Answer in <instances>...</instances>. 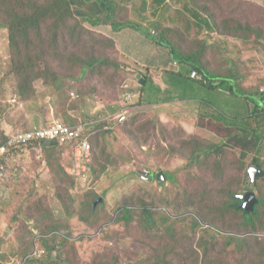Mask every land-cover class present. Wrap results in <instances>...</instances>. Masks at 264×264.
I'll return each mask as SVG.
<instances>
[{
	"label": "rangeland",
	"instance_id": "374dc122",
	"mask_svg": "<svg viewBox=\"0 0 264 264\" xmlns=\"http://www.w3.org/2000/svg\"><path fill=\"white\" fill-rule=\"evenodd\" d=\"M37 1L43 4L50 0ZM115 2L119 22H137L154 36L159 31L167 30L166 37L174 44L189 52L200 53L202 67L210 75L235 76L236 85L247 92H264V0H203L206 5L190 0ZM85 17L93 18L88 14ZM111 28L110 25L93 27L80 19L67 20L62 25H56L54 21L44 22L41 39L50 45L57 38L66 60L55 63V69H62L61 66L69 68V74L76 76L78 83L64 90L67 104H61L62 99H58L56 91L45 88L39 81L35 84V95L20 105V102H11L17 98L16 82L13 73L7 77L10 46L5 29L0 30V129L7 136L45 126L51 120L75 126L88 125L90 128L101 126L122 111L129 97L133 102L125 123L107 124L108 133L97 137V130L93 129L95 134L90 136V140L95 136L94 143L99 144L101 150L95 151L96 168L93 174L88 172L86 178L76 179L79 185L55 181L40 149L39 152H20L9 161L7 176L0 180L1 264H28L26 261L20 262L21 246L25 242L34 250L31 260H47L49 255L42 247L40 229L30 219L27 210L30 203L42 201L53 208L59 220L64 219V210L57 196L59 188L65 191L66 201L72 197L77 203L83 200L85 192L95 190L101 199L105 198V211L111 221L104 222L99 228H91L81 224L78 218H73L71 227L74 236L68 237L66 245L71 263L66 254L62 253L61 258L54 253L50 259L58 264H65L64 260L67 264H137L140 259H147V248L139 236L144 234L139 228L138 232L122 238L119 234H123L126 225L121 221L115 223L120 205L133 194L132 198H142L143 201L151 198L156 201L157 197L172 219L191 212L188 207L192 202L186 197L190 191L198 194L205 192L209 196L206 204L217 207L230 192L239 195L246 189L257 198L264 199V180L247 185L242 183L247 166L255 155L249 147H243L237 141L229 143L226 136L234 132L235 137L236 130L216 119L217 114L228 118L250 116L253 104L223 87L215 90L217 92L203 90L188 79L178 77L179 73L190 67L188 64H184V67L171 64L169 51L165 48H159L163 52L164 65H147L148 70L123 62V71L117 74L111 71L90 73L87 65L79 69L78 63L91 61L102 47L103 51L111 47V41L103 37L114 33ZM132 45L138 44L131 41ZM141 47L143 53L148 49L145 45ZM139 52L132 53L137 61L143 62L142 59L138 60ZM195 73V79L201 80L199 73ZM145 78L149 82L144 90L140 80L145 81ZM119 81L123 83L119 84ZM114 85L121 88L120 91ZM72 94L76 97L73 98ZM178 95L180 98H177ZM67 96L71 99L67 100ZM254 124L260 126L264 121L257 118ZM242 133L246 134V131ZM209 147L214 148L204 154L207 151L203 150ZM104 148L105 152L102 150ZM101 152L104 154L101 155ZM71 156V152L63 155L65 165ZM258 157L264 166V143ZM107 161H111V165L105 168L104 174L96 175L100 169H104ZM218 162L224 167L223 177L216 176ZM160 172L163 176L168 173L173 180H143L150 173L158 175ZM173 196L178 198L176 202L169 205L162 203ZM158 210V222L163 226V218L166 217L164 214L160 217L162 208ZM231 216L211 225L204 223L198 251L202 253L204 247L214 239L219 243L227 240L219 238V234H237L233 232L237 228V221ZM256 227L259 228L256 236L264 238V202ZM116 235L121 238L112 239ZM187 242L188 246H194L197 241L190 239ZM212 249L214 253L221 252L217 243ZM248 258L245 264L255 261L252 255ZM190 264H198L196 257Z\"/></svg>",
	"mask_w": 264,
	"mask_h": 264
},
{
	"label": "trees",
	"instance_id": "16d2710c",
	"mask_svg": "<svg viewBox=\"0 0 264 264\" xmlns=\"http://www.w3.org/2000/svg\"><path fill=\"white\" fill-rule=\"evenodd\" d=\"M155 1L158 2V0ZM190 1L197 3L198 0ZM202 1L199 0L197 4L206 5V2ZM117 6L115 0H50L43 4L37 0H0V30L5 29L7 42L10 46V60L8 64L10 69L9 71L7 69V77L13 73L18 98L11 100L12 104L15 103L14 100L18 103L20 102L18 104L20 105L22 102L31 99L36 93L35 84L39 81L42 82L45 88L56 91L58 99H62L61 104H67L64 99V90L70 85L76 86L78 83L76 76L69 74V68L61 66L62 69L56 68V71L54 64L57 62L64 63L66 60L62 55L57 38L50 45H47L41 39L42 24L44 22L54 21L56 25H62L64 21L80 19L82 22H87L93 27L110 25L114 32L131 29L151 41L157 47L168 50L171 64L176 63L183 67L184 64L189 65L190 68L187 67V71L177 73L178 77L182 76L188 79L194 85L202 87L200 89L203 90L215 91L223 87L224 89H228L232 94L237 95L238 98L244 97L247 102L253 104L254 108L250 116L228 118L222 114H217L216 119L224 122L231 129L236 130L235 137L233 136L234 132L226 136L225 139L229 143L233 142V140L237 141L241 146L249 147L248 149L255 155L253 161L247 166L242 183L247 185L248 183L252 184L256 181L264 180V177H262L263 179L258 178L255 182H252L249 174L250 168H256L264 172V166H262L260 158L258 157L261 152V145L264 143V124L260 126L254 124L257 118L258 120L264 121V92H247L241 86L236 85L235 76L210 75L202 67L199 59L200 53L194 51L189 52L187 49L184 50L174 44L167 39V30L159 31L158 35L154 36L151 31L137 22H119L117 19ZM86 14L93 18L85 17ZM211 22L214 23L213 20ZM103 37L107 39L106 36ZM108 40L111 41V47L105 51H103L102 47L98 53H95L91 61L78 63L80 66L79 69L87 65L90 67V73L98 72L100 74L102 71H111L113 74H117L123 71L121 65L123 56L115 47L114 41L111 39ZM146 68L148 70V66ZM79 69L78 73L80 74ZM195 71L199 73L201 80L191 77V72L193 73ZM148 82L145 78L142 89H146ZM218 82L220 83L217 84ZM122 83V81H119V84ZM114 86L117 87L116 85ZM120 89L118 87L116 88L117 91H120ZM177 98H180V96L178 95ZM70 99V96H67V100ZM147 103L150 102L147 101ZM9 104L11 105L10 101ZM251 121H253L252 125ZM107 124L111 126L114 123H103L101 126L91 128L88 133H91L93 136L95 133L92 131L95 128L98 133L95 134L96 137L100 134H107ZM47 125L43 127L37 126L31 130L44 128ZM243 130L246 131V134L242 133ZM95 136L91 139L93 149L90 175L93 174L92 172L96 168L95 151L101 150L99 144L94 143ZM10 137L0 129V166L4 167L3 171L0 170V180L7 176L8 169H10L9 161L15 158L17 154L20 152H29L30 150L39 152L40 149V153H43V157L47 162L50 175L55 181L66 185H79L76 181L78 178L66 172V168L73 165V158L69 157V163L67 165L63 162V155L66 152L69 154V152L74 151L73 142L62 145L56 141L45 140L22 146H12L9 144ZM212 148L214 147L203 150L207 151L204 154H208V151ZM105 149L102 150L105 152ZM104 152H101V155ZM106 163L103 167L104 169H100L96 175L101 176L104 174L105 168L111 165V161H107ZM223 168L222 163L218 162L217 177L220 175L223 177ZM152 174L155 173H150L143 180L149 179ZM164 177L166 181L173 180V177L168 173H164ZM61 189H58L57 196L64 210V219L59 220L55 216L53 208L48 203L42 201L30 203L27 210L30 219L40 229V235L43 237L42 247L48 251L49 257L45 262L31 260L30 258L34 250L25 242L21 246V263L26 261L28 264H58L52 262L50 259L54 253L59 254L61 258L62 253L66 254L68 256V262L71 263L70 256L66 251L69 238L74 236L71 220L78 218L77 220L81 224H85L91 228H99L104 222L108 223L111 221L109 214L105 211V198L102 197V201L95 190L85 192L83 200L77 203L76 199L72 197H69L68 201H66L65 191ZM245 192H249V189L244 190L239 195L230 192L218 207L215 204H206L209 196L205 192H200L199 194L195 191L187 192L186 197H189L192 202L191 206L189 205L188 207L191 209V212L175 219H172L170 214L163 209V206L160 204L161 200L157 197V202L154 198H151V200L144 199L143 201L142 198H132L133 194L129 200L126 199L120 205L121 207L117 211L119 217L115 219V223L121 221V223L123 222L126 225V230L122 232L123 234H119L122 238L128 237L132 232H138V228L144 234L141 235L138 233L144 240L143 245L147 248V259L142 258L137 264H190L192 261H195V257L198 264H245L244 262L249 260L248 257L251 255L255 258V261L246 264H256L257 262L264 264V238L256 236L259 232V228L256 227V221L260 216V207L264 199L256 197L257 203L254 209L252 211H246L242 207L243 200L240 199V196L245 194ZM177 200L178 198H174L173 196L171 199L168 197L167 201H162V203L169 205ZM158 208H162L160 217H163V214L166 217V219L163 218L164 222L162 224H165L163 226H160L158 222L160 214ZM229 215H232L231 217L237 221V228L233 231L237 234H229L226 236L219 234V238H226L227 240L219 243L214 239V242L211 241L209 246L204 247L202 253L198 251L203 238L201 231H203L204 223L211 225L213 222H222V219L229 217ZM44 216L45 218H43ZM119 235L114 236L115 238L112 239L117 240L121 238ZM190 239L197 241L194 246H188L187 241ZM216 243L221 247L220 253L213 252L212 246L215 247ZM34 247L36 248V245ZM208 257H211V259L208 260ZM68 262L64 260L65 264ZM92 264L103 263L93 262Z\"/></svg>",
	"mask_w": 264,
	"mask_h": 264
},
{
	"label": "built area",
	"instance_id": "2783aa9c",
	"mask_svg": "<svg viewBox=\"0 0 264 264\" xmlns=\"http://www.w3.org/2000/svg\"><path fill=\"white\" fill-rule=\"evenodd\" d=\"M195 76L196 73L193 72L191 77L195 78ZM72 97L74 98L76 96L72 94ZM130 101L131 99L129 97L122 112L108 122L117 124L125 123L130 111ZM14 102L16 103V100ZM87 126L72 127L62 121L56 120L44 128L12 134L9 139V144L12 146H22L45 140L56 141L62 145L73 142L74 162L71 167L66 168V172L78 179H84L87 177V173L90 172V165L92 163L91 133H88L91 128ZM0 170L3 171L4 167L0 166Z\"/></svg>",
	"mask_w": 264,
	"mask_h": 264
},
{
	"label": "crops",
	"instance_id": "0c3cea01",
	"mask_svg": "<svg viewBox=\"0 0 264 264\" xmlns=\"http://www.w3.org/2000/svg\"><path fill=\"white\" fill-rule=\"evenodd\" d=\"M104 36H106L107 39H111L112 41H114L115 47L118 49V51L123 56L122 61L127 63V65H130L131 67L132 66L134 67L135 65H140L138 67L145 68L147 65H154V64L156 66L164 65L163 52L159 50V47L155 46L151 41L147 40L145 37H143L136 31L126 29V30H123L122 32H114L112 35L106 34ZM131 41H134L138 45L130 46ZM142 45H145L148 48L147 51H145V53H143V48L141 47ZM139 51L142 53H140ZM132 52L134 53L139 52L138 60L141 61L142 59L143 62L147 60L148 61L146 63L137 61V59H135V54ZM132 103L133 102H131V104ZM54 121L56 120H53V121L51 120L50 123ZM71 153H72L71 158H73L74 160V151ZM71 166H68V167H71Z\"/></svg>",
	"mask_w": 264,
	"mask_h": 264
},
{
	"label": "water",
	"instance_id": "95a60500",
	"mask_svg": "<svg viewBox=\"0 0 264 264\" xmlns=\"http://www.w3.org/2000/svg\"><path fill=\"white\" fill-rule=\"evenodd\" d=\"M141 84H144V79L140 80ZM249 174H250V178L252 182H255L256 179L258 178H262L264 177V172L262 170H258L256 168H250L249 169ZM155 177L160 180V179H164L163 173L160 172L158 175L157 174H152V176L150 177V181H153L155 179ZM240 199L243 200V205L242 207L246 210V211H252L254 209L255 204L257 203V199L256 196L253 192H247L245 194H243L242 196H240ZM99 201H101V199H99Z\"/></svg>",
	"mask_w": 264,
	"mask_h": 264
}]
</instances>
